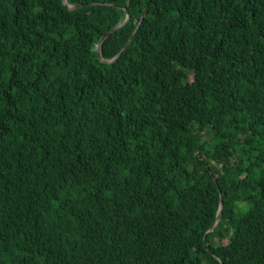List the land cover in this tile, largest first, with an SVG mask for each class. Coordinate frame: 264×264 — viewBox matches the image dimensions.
Masks as SVG:
<instances>
[{
    "label": "trees",
    "instance_id": "obj_1",
    "mask_svg": "<svg viewBox=\"0 0 264 264\" xmlns=\"http://www.w3.org/2000/svg\"><path fill=\"white\" fill-rule=\"evenodd\" d=\"M65 2L0 0V264H264V0Z\"/></svg>",
    "mask_w": 264,
    "mask_h": 264
},
{
    "label": "water",
    "instance_id": "obj_2",
    "mask_svg": "<svg viewBox=\"0 0 264 264\" xmlns=\"http://www.w3.org/2000/svg\"><path fill=\"white\" fill-rule=\"evenodd\" d=\"M64 3H66L65 2V0H64ZM69 6V8H74V7H76V6H78V5H68ZM146 11H147V8H145L144 9V11L142 12V14H141V16H140V19H139V21H138V23H137V25H136V27H135V30L133 31V33H132V35L134 34V32L136 31V29L138 28V26L140 25V23H141V21L143 20V17L145 16V14H146ZM128 18H129V15L128 14H126V16H125V18L121 21V22H119L118 24H116L115 26H113L111 29H109L101 38H100V40L98 41V43H97V45H96V50H97V53L99 54L100 53V43H101V41L103 40V39H105L106 37H108L112 32H114L117 28H119L120 26H122L127 20H128ZM131 35V36H132ZM131 38V37H130ZM128 44V41L123 45V47L120 49V51L112 58V59H110V60H104L105 62H112L115 58H117L119 55H120V53L124 50V48L126 47V45ZM221 204H222V201H221ZM220 209H221V207H220ZM218 217H219V213L217 214V216H216V219H215V221H214V223H213V225H212V227L216 224V221L218 220ZM212 227L210 228V229H212Z\"/></svg>",
    "mask_w": 264,
    "mask_h": 264
}]
</instances>
